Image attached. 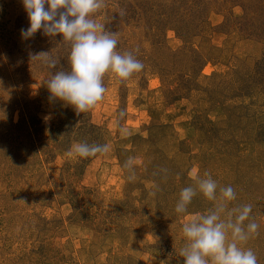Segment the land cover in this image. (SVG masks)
<instances>
[{"label": "rangeland", "instance_id": "1", "mask_svg": "<svg viewBox=\"0 0 264 264\" xmlns=\"http://www.w3.org/2000/svg\"><path fill=\"white\" fill-rule=\"evenodd\" d=\"M95 18L144 69L106 74L77 113L45 85L70 44L22 39L21 0H0V264H183L182 225L214 202L175 206L205 173L235 190L229 210L252 206L244 246L264 264V0H104ZM78 142L110 151L69 156Z\"/></svg>", "mask_w": 264, "mask_h": 264}, {"label": "clouds", "instance_id": "2", "mask_svg": "<svg viewBox=\"0 0 264 264\" xmlns=\"http://www.w3.org/2000/svg\"><path fill=\"white\" fill-rule=\"evenodd\" d=\"M21 3L29 20V27L21 29L22 39H31L40 32L53 38L62 35L63 42L70 44L67 70L55 71L45 81L50 100L62 101L77 113H85L103 100L107 92L103 83L106 74H115L119 80L127 81L143 71L144 64L133 53L117 50V33L107 30L95 18L104 7V0H21ZM31 60H41L51 69H56L58 64L48 52L32 55ZM123 115L121 112L120 116ZM44 119L47 121L51 116ZM109 151L107 143L78 142L68 155L90 158ZM133 164L130 158L126 167L132 168ZM197 192L213 201L214 207L182 225L183 264H258L255 252L244 246L258 235L259 225L250 219L252 206L229 210L228 204L237 198L235 190L231 186L219 187L205 173L203 178H197L195 187L181 190L175 212L186 213Z\"/></svg>", "mask_w": 264, "mask_h": 264}, {"label": "trees", "instance_id": "3", "mask_svg": "<svg viewBox=\"0 0 264 264\" xmlns=\"http://www.w3.org/2000/svg\"><path fill=\"white\" fill-rule=\"evenodd\" d=\"M251 238H253V237H251ZM257 241H261V240H258V239H256ZM259 243H261V242H259Z\"/></svg>", "mask_w": 264, "mask_h": 264}]
</instances>
